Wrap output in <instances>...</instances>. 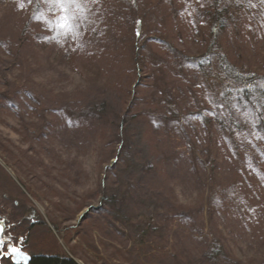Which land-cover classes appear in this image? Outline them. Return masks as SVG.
Listing matches in <instances>:
<instances>
[{
    "label": "rangeland",
    "instance_id": "obj_1",
    "mask_svg": "<svg viewBox=\"0 0 264 264\" xmlns=\"http://www.w3.org/2000/svg\"><path fill=\"white\" fill-rule=\"evenodd\" d=\"M16 1L0 0V194L22 207L24 249L264 264V0H176L177 14L171 0H99L82 40L62 46ZM184 9L193 24L167 36ZM184 50L209 58L205 71Z\"/></svg>",
    "mask_w": 264,
    "mask_h": 264
},
{
    "label": "snow or ice",
    "instance_id": "obj_2",
    "mask_svg": "<svg viewBox=\"0 0 264 264\" xmlns=\"http://www.w3.org/2000/svg\"><path fill=\"white\" fill-rule=\"evenodd\" d=\"M28 3H33V0H28ZM37 5L44 4L48 6V11L51 13V16H45L43 12L39 13L34 18L42 22L45 28L52 33V36L44 37L45 41H55L58 44L63 45V43L71 40L77 41L78 39L82 40L84 34L89 30V26L92 21L90 16H92L93 9L91 5L99 3V0H36ZM136 35L140 36V31L137 30ZM75 51V49H73ZM239 92L244 93L246 89H238ZM247 91H251V88H248ZM243 99V97H241ZM223 109L224 105L219 104L215 105ZM202 115L210 116H223V112L219 114L213 110L212 112H205ZM261 118L258 117L256 121H252L253 127L256 128L257 123ZM253 135H256L254 132ZM257 139H264V137L256 136ZM264 155V153H262ZM5 225L3 221H0V255L2 256H11L17 260V264H20L22 260L24 264H28L29 257L18 248L15 243H12V238L5 235ZM23 239L22 237L20 238ZM7 246L8 251L4 252V247Z\"/></svg>",
    "mask_w": 264,
    "mask_h": 264
},
{
    "label": "trees",
    "instance_id": "obj_3",
    "mask_svg": "<svg viewBox=\"0 0 264 264\" xmlns=\"http://www.w3.org/2000/svg\"><path fill=\"white\" fill-rule=\"evenodd\" d=\"M18 1H20V3H22V5H24V7L25 8H28V9H32L31 11V13H30V11H29V13H30V16H31V18H30V21H33V20H35V12H37L38 11V5H37V3H36V0H33V3H31V4H29L28 3V0H17L16 2H18ZM156 2H158V0L156 1ZM171 2V8L173 9V12L174 13H178L179 12V10H178V8L175 6V4H177V1L176 0H171L170 1ZM183 3H184V1H183ZM166 8L167 7V5L165 4L164 5V3H162L161 4V6L159 7V9H162V8ZM190 9H188V14L186 15V10L184 9L182 12H183V17H185L186 16V18L187 19H183V20H176L177 22H178V24H179V26L178 25H174V24H169L166 28H165V34L167 35V36H172V34H173V36L174 37H176L175 36V32H177L178 31V29L180 28V26L182 27V29L184 28V26H186L188 23H190V24H193V21H194V14L193 13H190V11H189ZM45 11H46V9H44V11H42L43 13H45ZM157 11H158V9H157ZM27 12H28V10H27ZM49 12V11H48ZM158 13V12H157ZM229 17V16H228ZM220 19V22L223 24L224 23V18H219ZM185 21H187V22H185ZM185 22V23H184ZM200 25H204L205 26V24H200ZM178 36H179V33H178ZM185 37V36H184ZM177 39V38H176ZM170 40V44H169V47H170V50H169V54L171 55L172 53L174 54V53H177V51L175 50V48H177L176 47V43L174 44V42H177V44H180V45H182L183 43H184V38L181 36L180 38H178V40L179 41H177V40ZM198 40V39H197ZM203 40L204 39H202L201 38V42H203ZM190 41H191V43H193V42H195L196 41V39L194 38V39H190ZM48 42V41H47ZM197 42H199V41H197ZM189 48H191V47H189ZM177 50H178V48H177ZM189 50H184V52H183V54H184V58H182L184 61H187L186 62V64L188 65V66H196V67H200V69L201 70H203V71H205L204 70V68H206V67H204L205 66V64L209 61V58L207 59L206 58V56H203V57H195V56H193V55H190V54H188V53H190V52H188ZM209 56V55H208ZM186 58V59H185ZM207 61V62H206ZM204 65V66H203ZM142 71V67H140V69H139V71ZM219 70V69H218ZM219 72V71H218ZM219 74V76H221V73L219 72L218 73ZM228 78H231V79H233L235 82V84H236V82L238 83V82H241L243 79H248L249 78V80H248V83L250 84V86H252V85H254L255 84V82H253V81H255V79H251L250 77H246V75L244 74V76L243 75H238V76H236V75H233L232 74V76L231 75H228ZM231 95H230V93L229 92H227V97L229 98ZM248 101V100H247ZM238 102V103H237ZM235 108H241V101H237L236 100V106H235ZM244 108H243V106H242V108L240 109V110H242L243 112H241V113H244V117H247V116H245V111L243 110ZM238 112V111H237ZM100 113V112H99ZM234 113V112H233ZM241 113L239 112V114H237V115H235V117L237 116V118H236V121L237 122H241V120H240V118L241 117H243V116H241ZM93 114H95V113H93ZM199 115H201V113H199ZM241 116V117H240ZM94 118H95V116H94ZM94 118H91V117H89L88 118V120H87V122L85 123L87 126L89 125L90 126V123L92 122V120L94 119ZM162 119V118H161ZM242 123V122H241ZM236 137V136H235ZM237 138V137H236ZM146 144V143H145ZM149 145V144H148ZM149 148H150V145H149ZM160 170V169H159ZM159 173V172H158ZM160 174V173H159ZM159 174L157 175V176H159ZM156 178V177H155ZM152 183H153V180L151 181ZM107 197H104V199L103 200H105V201H108L107 199H106ZM110 200V199H109ZM111 204L112 203H118L116 200H114V201H112L111 200V202H110ZM118 204H122L121 202L120 203H118ZM98 208V207H97ZM95 209V210H99V208L98 209ZM42 264H78L74 259H72L71 257H68V256H66V257H63V256H50V257H46V258H44V260L42 259Z\"/></svg>",
    "mask_w": 264,
    "mask_h": 264
},
{
    "label": "flooded vegetation",
    "instance_id": "obj_4",
    "mask_svg": "<svg viewBox=\"0 0 264 264\" xmlns=\"http://www.w3.org/2000/svg\"><path fill=\"white\" fill-rule=\"evenodd\" d=\"M22 187V186H21ZM7 188V187H6ZM7 190V189H6ZM4 191V190H3ZM1 192V191H0ZM15 200V201H14ZM12 201L11 197L8 196V192L4 191L0 194V221H3L6 231L5 235L10 236L12 238V243L20 248L23 252L29 255L28 264H42V259L46 257H50V255L45 254H31L23 246H25V239H20L22 236V226L23 225V215H22V207L19 206V201L14 199ZM8 201L12 203V211L15 212V216L8 212ZM24 238V237H22ZM4 252L8 251L7 246L3 249ZM0 264H17L14 262L13 258L9 256L0 255ZM20 264H24L20 262Z\"/></svg>",
    "mask_w": 264,
    "mask_h": 264
},
{
    "label": "water",
    "instance_id": "obj_5",
    "mask_svg": "<svg viewBox=\"0 0 264 264\" xmlns=\"http://www.w3.org/2000/svg\"><path fill=\"white\" fill-rule=\"evenodd\" d=\"M26 254H27V253H26ZM27 255H28V254H27ZM28 257H29V255H28ZM29 259H30V258H29ZM13 260H14L15 263H17V260H16V259L13 258ZM20 262H23V261L21 260ZM23 263H24V262H23Z\"/></svg>",
    "mask_w": 264,
    "mask_h": 264
}]
</instances>
